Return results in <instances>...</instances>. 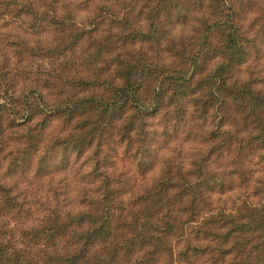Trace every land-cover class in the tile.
I'll list each match as a JSON object with an SVG mask.
<instances>
[{"label": "clouds", "instance_id": "9594fccd", "mask_svg": "<svg viewBox=\"0 0 264 264\" xmlns=\"http://www.w3.org/2000/svg\"><path fill=\"white\" fill-rule=\"evenodd\" d=\"M0 264H264V0H0Z\"/></svg>", "mask_w": 264, "mask_h": 264}]
</instances>
